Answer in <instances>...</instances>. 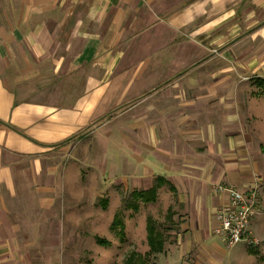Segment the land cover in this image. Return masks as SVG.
Here are the masks:
<instances>
[{
    "label": "crops",
    "instance_id": "1",
    "mask_svg": "<svg viewBox=\"0 0 264 264\" xmlns=\"http://www.w3.org/2000/svg\"><path fill=\"white\" fill-rule=\"evenodd\" d=\"M228 188L257 247L216 233ZM151 190L155 264H264V0H0V264H60L66 209Z\"/></svg>",
    "mask_w": 264,
    "mask_h": 264
},
{
    "label": "rangeland",
    "instance_id": "2",
    "mask_svg": "<svg viewBox=\"0 0 264 264\" xmlns=\"http://www.w3.org/2000/svg\"><path fill=\"white\" fill-rule=\"evenodd\" d=\"M115 197L105 192L92 201H78L74 209H66L60 264H123L131 253L139 256L143 264H155L156 259L149 253L146 232L142 233L141 224L144 219L146 224V218L150 217L165 240L168 226L165 213L159 210L157 215L154 212L156 205L151 209L145 205L138 208L139 203L154 202L155 195L149 202L129 195L122 196L120 200ZM110 205L112 209L108 210ZM70 212L75 217H68ZM149 213L153 215L149 216ZM115 215L123 225L122 232L120 227H111ZM99 241L107 244L101 245Z\"/></svg>",
    "mask_w": 264,
    "mask_h": 264
},
{
    "label": "built area",
    "instance_id": "3",
    "mask_svg": "<svg viewBox=\"0 0 264 264\" xmlns=\"http://www.w3.org/2000/svg\"><path fill=\"white\" fill-rule=\"evenodd\" d=\"M227 191L230 196L229 205L217 213L216 233L229 247L240 243L257 247L259 240L248 230L250 219L256 213V192L241 194L231 188Z\"/></svg>",
    "mask_w": 264,
    "mask_h": 264
},
{
    "label": "trees",
    "instance_id": "4",
    "mask_svg": "<svg viewBox=\"0 0 264 264\" xmlns=\"http://www.w3.org/2000/svg\"><path fill=\"white\" fill-rule=\"evenodd\" d=\"M131 197L135 199H140L143 202H149L154 200V190L148 191V192H134L131 194ZM111 227H120V232L123 231V225L120 222V219L117 215L113 217V221L111 224ZM145 232H146V241L149 248V253L151 255L159 254L163 251V244H164V235H162V232L157 231L154 227L153 220L148 217L146 218V224H145ZM99 244L106 245L107 242L105 241H99ZM123 264H143V262L140 260L139 256L135 255L134 253H131L124 261Z\"/></svg>",
    "mask_w": 264,
    "mask_h": 264
}]
</instances>
